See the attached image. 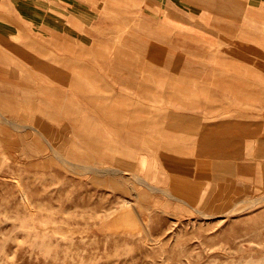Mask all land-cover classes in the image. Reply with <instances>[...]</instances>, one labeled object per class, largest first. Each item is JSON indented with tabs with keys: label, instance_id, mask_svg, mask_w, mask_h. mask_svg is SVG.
<instances>
[{
	"label": "crops",
	"instance_id": "1",
	"mask_svg": "<svg viewBox=\"0 0 264 264\" xmlns=\"http://www.w3.org/2000/svg\"><path fill=\"white\" fill-rule=\"evenodd\" d=\"M0 103L182 204L264 187V0H0Z\"/></svg>",
	"mask_w": 264,
	"mask_h": 264
},
{
	"label": "rangeland",
	"instance_id": "2",
	"mask_svg": "<svg viewBox=\"0 0 264 264\" xmlns=\"http://www.w3.org/2000/svg\"><path fill=\"white\" fill-rule=\"evenodd\" d=\"M20 111L0 106V264H264V187L182 204Z\"/></svg>",
	"mask_w": 264,
	"mask_h": 264
}]
</instances>
